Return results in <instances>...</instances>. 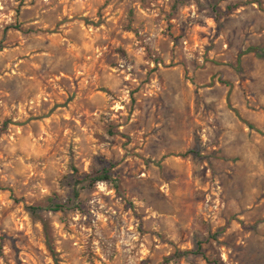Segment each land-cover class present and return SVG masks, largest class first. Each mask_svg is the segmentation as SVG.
<instances>
[{"label": "rangeland", "instance_id": "rangeland-1", "mask_svg": "<svg viewBox=\"0 0 264 264\" xmlns=\"http://www.w3.org/2000/svg\"><path fill=\"white\" fill-rule=\"evenodd\" d=\"M0 264H264V0H0Z\"/></svg>", "mask_w": 264, "mask_h": 264}, {"label": "trees", "instance_id": "trees-1", "mask_svg": "<svg viewBox=\"0 0 264 264\" xmlns=\"http://www.w3.org/2000/svg\"><path fill=\"white\" fill-rule=\"evenodd\" d=\"M250 51H252V49H250ZM108 181H113V180L111 179L110 175L108 174V171L104 170L100 173H97L95 176H92V177L91 176H85V177H83V179L76 180L75 185L77 186V185H80L82 183L88 182L89 186H91L97 182H108ZM73 196H74V199H77L79 197V192H78L77 187L74 188ZM51 202H50L49 208L53 212L61 211L65 207L63 205H56V204L51 203ZM33 210H35V209H33ZM196 253L199 254L198 252H196Z\"/></svg>", "mask_w": 264, "mask_h": 264}]
</instances>
